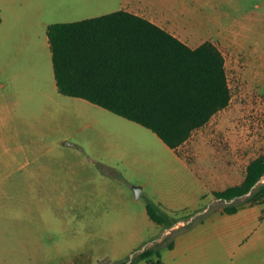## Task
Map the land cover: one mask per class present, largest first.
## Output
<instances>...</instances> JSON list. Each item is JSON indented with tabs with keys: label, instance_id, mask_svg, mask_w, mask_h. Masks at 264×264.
I'll return each instance as SVG.
<instances>
[{
	"label": "rangeland",
	"instance_id": "1",
	"mask_svg": "<svg viewBox=\"0 0 264 264\" xmlns=\"http://www.w3.org/2000/svg\"><path fill=\"white\" fill-rule=\"evenodd\" d=\"M179 17L181 21L171 24L184 34L185 42L196 47L211 40L223 51L232 98L176 151L203 174L209 169L231 170L234 177L221 185L239 184L249 162L264 153V0H184V15ZM71 117L70 132L60 116L57 136L83 146L86 162L77 157L75 165L62 163L59 179L48 183L0 176V264H115L137 248L157 242L152 240L160 232L150 231L146 242L134 249L125 243L147 198L155 200L157 191L171 185L170 148L153 130L102 106H91L86 113L78 109ZM54 182L52 193L46 186ZM135 185L143 187L139 197ZM93 189L118 198H111L110 206L97 207L88 217L94 225L91 232L97 234L90 238L84 218L86 212L92 214L91 209L71 206L75 192ZM219 189L224 188L214 190ZM223 206L221 201L208 208ZM107 209L114 212L115 220L118 216L124 220L111 239L102 235L112 231L100 226ZM189 212L194 211L178 215ZM119 256L123 257L114 258ZM154 259L160 260L155 264H164L161 257Z\"/></svg>",
	"mask_w": 264,
	"mask_h": 264
},
{
	"label": "crops",
	"instance_id": "2",
	"mask_svg": "<svg viewBox=\"0 0 264 264\" xmlns=\"http://www.w3.org/2000/svg\"><path fill=\"white\" fill-rule=\"evenodd\" d=\"M117 10L141 15L179 38L184 37L171 24L181 21L184 0H0V176L3 180L48 183L59 179L62 163L75 165L77 157L81 163L88 160L83 146L66 143L57 136L59 118H64V126L71 132L74 127L71 113L78 109L86 113L91 106H101L60 91L48 27L54 22L83 20ZM168 147L174 175L169 188L157 191L155 200L172 214L196 213L201 208L211 211L203 221L176 236L172 248L162 250L161 262L264 264V199L243 205L233 213L225 212L224 206L208 208L210 203L221 202L213 190L226 187L227 184L220 182L234 177L231 170L222 173L216 168L203 174L176 149ZM46 188L53 193L55 182ZM72 198V209H91L92 214L86 212L84 218L91 238L97 234L91 232L94 225L91 226L88 217L93 216L97 207H108L109 200L118 197L93 189L75 192ZM103 213L106 221H102L101 229L112 233L102 237L114 238V231L123 227L124 220L121 216L115 220L114 212L110 214L108 209ZM134 222L136 228L125 242L133 249L146 242L147 232L154 235L160 232L152 242L162 240L170 232L150 217L147 206Z\"/></svg>",
	"mask_w": 264,
	"mask_h": 264
},
{
	"label": "trees",
	"instance_id": "3",
	"mask_svg": "<svg viewBox=\"0 0 264 264\" xmlns=\"http://www.w3.org/2000/svg\"><path fill=\"white\" fill-rule=\"evenodd\" d=\"M2 20L0 12V22ZM58 87L153 130L177 149L193 130L206 124L232 98L225 55L211 40L193 47L159 24L127 10L77 21L54 22L48 27ZM224 211L264 199V153L252 159L244 180L214 190ZM150 217L170 232L139 247L131 258L115 264H136L145 259L160 262L164 247L211 210L199 217L172 214L151 197ZM181 221L185 223L176 226ZM168 239V240H167ZM154 240V238H153ZM165 245V246H164Z\"/></svg>",
	"mask_w": 264,
	"mask_h": 264
},
{
	"label": "water",
	"instance_id": "4",
	"mask_svg": "<svg viewBox=\"0 0 264 264\" xmlns=\"http://www.w3.org/2000/svg\"><path fill=\"white\" fill-rule=\"evenodd\" d=\"M142 189H143V187L141 185H135L134 186V191H135L136 197H139L141 195Z\"/></svg>",
	"mask_w": 264,
	"mask_h": 264
}]
</instances>
